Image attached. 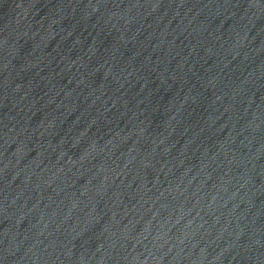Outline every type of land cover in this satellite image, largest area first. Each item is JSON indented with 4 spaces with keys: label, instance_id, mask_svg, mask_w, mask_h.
<instances>
[{
    "label": "water",
    "instance_id": "obj_1",
    "mask_svg": "<svg viewBox=\"0 0 264 264\" xmlns=\"http://www.w3.org/2000/svg\"><path fill=\"white\" fill-rule=\"evenodd\" d=\"M0 264H264V0H0Z\"/></svg>",
    "mask_w": 264,
    "mask_h": 264
}]
</instances>
